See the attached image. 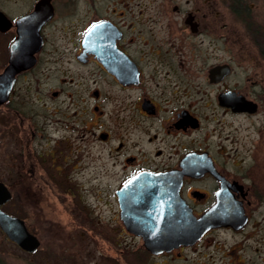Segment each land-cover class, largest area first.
<instances>
[{
	"label": "flooded vegetation",
	"instance_id": "flooded-vegetation-1",
	"mask_svg": "<svg viewBox=\"0 0 264 264\" xmlns=\"http://www.w3.org/2000/svg\"><path fill=\"white\" fill-rule=\"evenodd\" d=\"M255 7L247 0H0V74L12 52L34 59L0 104V148L16 142L20 185L27 176L65 190L80 232L114 251L107 264H264V181L240 164L236 147L238 118L264 129V76L233 81L228 40L230 13ZM249 67L243 62V72ZM93 167L89 182L107 190L83 198ZM146 174L171 180L143 192L147 203H129L125 186ZM183 215L201 228L198 237L158 253L124 221L144 217L150 234L166 236Z\"/></svg>",
	"mask_w": 264,
	"mask_h": 264
},
{
	"label": "rangeland",
	"instance_id": "rangeland-1",
	"mask_svg": "<svg viewBox=\"0 0 264 264\" xmlns=\"http://www.w3.org/2000/svg\"><path fill=\"white\" fill-rule=\"evenodd\" d=\"M247 1L255 2L254 10L250 8L251 10L245 13L232 12L228 20L232 80L235 76L241 77L240 79L246 75H252V78H257L256 74L264 76V35H262L264 34V0ZM221 53L218 52V57H221ZM243 62L253 66L252 69L249 67L247 73L243 72ZM36 105L34 110L39 115L46 116V110ZM252 120L258 124L256 119ZM249 121L237 119V123L241 125L236 146L240 152L238 160H242L240 163L242 165H252L255 169L254 173H257L256 178L264 181V129L257 132L256 126L250 125ZM15 143L13 139L8 138L6 147L2 145L0 148V181L7 184L12 193L11 200L2 209L22 218L29 231L40 241V246L34 253L24 252L0 231L2 264H107L110 257L115 255L114 251L111 250L107 241L101 243L97 237L80 232L78 222H75L68 212L69 198L63 188H53L50 185L41 188L27 176L24 177L22 185L15 181L14 166L20 160ZM97 154H99L98 147H93L91 157L95 158ZM240 161H233V163L238 164ZM90 165L96 166L97 160ZM91 171H94V174ZM95 171L94 167L87 169L88 181L86 187L82 189L83 198L97 196L106 189L96 188L93 186L95 183L89 182L90 177L95 175ZM100 211L102 228L110 227L108 210L102 206ZM109 237V235H103L102 239L110 241ZM142 256V253H135L134 258L142 260Z\"/></svg>",
	"mask_w": 264,
	"mask_h": 264
},
{
	"label": "water",
	"instance_id": "water-1",
	"mask_svg": "<svg viewBox=\"0 0 264 264\" xmlns=\"http://www.w3.org/2000/svg\"><path fill=\"white\" fill-rule=\"evenodd\" d=\"M19 41L25 42V40ZM33 61V57H19L17 53H11L7 67L0 74V104L6 101L14 81V76L18 72L30 67ZM234 109L244 110V105L234 106ZM165 180H171V178L164 175H138L125 186L123 196L127 198L129 203L143 205L148 201L146 194H143V192L161 188L156 185H160V182ZM11 198L12 194L10 190L0 181V231L20 250L27 253H34L40 246L38 238L28 230L23 219L10 215L1 209ZM142 218L144 217L140 219H124V221L127 224L131 223L132 226L130 229L141 236L144 246L152 253H158L172 245L192 243L198 237L197 234L199 233L197 231L201 229L196 226V221L189 215H183L175 233L166 236H155L150 234L147 228H145L146 221Z\"/></svg>",
	"mask_w": 264,
	"mask_h": 264
},
{
	"label": "trees",
	"instance_id": "trees-1",
	"mask_svg": "<svg viewBox=\"0 0 264 264\" xmlns=\"http://www.w3.org/2000/svg\"><path fill=\"white\" fill-rule=\"evenodd\" d=\"M3 262L0 261V264H2Z\"/></svg>",
	"mask_w": 264,
	"mask_h": 264
}]
</instances>
